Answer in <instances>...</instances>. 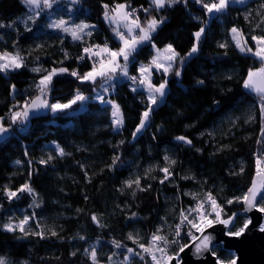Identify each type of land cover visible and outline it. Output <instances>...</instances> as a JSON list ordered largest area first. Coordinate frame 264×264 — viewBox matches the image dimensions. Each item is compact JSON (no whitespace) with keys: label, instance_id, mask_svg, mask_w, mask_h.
Returning <instances> with one entry per match:
<instances>
[{"label":"trees","instance_id":"obj_1","mask_svg":"<svg viewBox=\"0 0 264 264\" xmlns=\"http://www.w3.org/2000/svg\"><path fill=\"white\" fill-rule=\"evenodd\" d=\"M78 4L73 15L65 14L70 22L78 19L94 26L82 41L60 28L47 27L59 6L68 10V1L28 20L32 13L23 0H0V24L4 25L0 53L18 54L24 64L0 72V117L5 118V126L10 124V110H20L25 101L39 95L37 84L53 68L68 72L53 76L46 96L52 104L67 103L78 92L91 98L85 110L75 105L26 125H11L0 143V258L6 264H92L88 252L97 246L98 264H110L108 257L113 253L112 264H120L118 259L128 248L144 256L143 260L136 256L130 264H153L150 255L128 238L130 233L147 244L162 227L161 234L172 240L181 211L195 207L206 193L223 209L222 219L244 209L237 198L247 193L256 174V158L264 156V136L260 98L243 82L249 69L259 68L261 61L235 47L231 29L238 28L250 41L252 36H264V0L230 6L209 22L196 0H180L163 9H156L151 0H78ZM117 4L137 12L135 17L144 26L153 17L164 19L151 33V41L130 58V76L139 77L140 64L151 63L154 48L171 45L179 54L167 74L155 72L153 82L167 81L168 94L135 138L142 113L149 107L139 83L112 84L102 103L95 101V94L103 89L102 79L93 84L71 75L92 69L94 59L84 54L86 47L105 43L112 50L120 47L114 25L104 15V5L110 15ZM201 27L205 33L198 51L188 56L195 43L193 34ZM107 101L119 106L124 117L121 128H115ZM180 136L190 140L192 147L176 143ZM114 157H119L115 164ZM164 167L170 170L167 180L161 171ZM137 179L139 187L128 186ZM25 184L31 193L18 191L9 199V191ZM205 209L211 211L207 202ZM18 215L40 223V232L8 231L4 226ZM247 220L238 217L231 230L243 227ZM185 235L176 238L179 244H189ZM113 241L121 247L116 248ZM178 247L170 245L169 253ZM214 251L225 262L234 257L220 247Z\"/></svg>","mask_w":264,"mask_h":264},{"label":"snow or ice","instance_id":"obj_2","mask_svg":"<svg viewBox=\"0 0 264 264\" xmlns=\"http://www.w3.org/2000/svg\"><path fill=\"white\" fill-rule=\"evenodd\" d=\"M23 2L31 7L39 8L41 2L45 8H52L53 3H59V0H23ZM73 3H76V0H72ZM180 2V0H151L152 5L155 6L156 9H163L165 6L171 7L175 3ZM186 3V0H184ZM196 3L201 4L202 7L206 10V13L211 15L214 13H223L227 10L230 3H245V0H209V2H205V0H196ZM105 7V19L110 20L113 23L123 24V27L127 29V32H122L117 28L115 31V35L121 41L122 46L117 50H112L108 48L107 43L104 44L103 47L100 45H92L86 47L84 49L85 54H90L89 59L96 57L97 59L93 61L92 69L83 75H80L76 71H72L71 75L77 77L82 82H91L93 84L96 83L97 79H102L105 84L109 81H112L116 78V73H119L127 77L129 80L132 81L133 84L137 82L144 86L148 96L147 100L149 102V107L142 113V118L140 120L139 125L135 129L133 133V137L135 138L136 134L141 132L142 129L147 127V122L150 118V113L153 111L151 105L157 104L158 99H162L165 95V89L167 81L160 83L158 86L153 85L149 79L150 67H155L157 70H163L165 74L171 69L172 62L175 58L179 55L171 45H168L164 52L168 53L164 57V60L167 63H162L159 59V54L156 57H153L151 66H141L139 68L140 78L137 81L136 76H129L128 73V64L131 62L130 58L134 56V53L137 51V48L140 44L144 42L151 41V33L155 32L157 27L164 22L163 18L157 19L155 17L151 18L146 26L142 25L139 22L138 17H135L134 10L128 11L126 10L127 6L125 4H117L114 9H112L113 15H109L108 5H104ZM147 11V10H146ZM66 21L63 19L59 21H54L50 23L48 26L53 28H60L64 32H68L71 34L73 40H80L82 39L81 33H84V30L90 26L85 23H80L76 25L74 28H66L64 27ZM4 25L0 24V27ZM138 29V33L135 30ZM233 33V40L236 43V47L242 52L251 53L252 56L258 58L261 61V67L257 69H249L247 73V77L243 82V87L250 92L256 94L260 98V112L262 118V127H261V135L264 136V36H252V40L255 42V50L252 47L247 46V41H244L243 44L241 43L242 34L238 32V30L234 27L231 29ZM205 33V28L201 27L198 31H196L194 35L195 43L193 44L191 51L188 53V56H191L193 53L198 51V45L201 39V36ZM87 35H91V32L86 33ZM240 37V38H238ZM221 48L226 47L225 44L219 45ZM155 47V45H153ZM93 49H96L93 51ZM104 54V55H101ZM84 57H80L83 59ZM122 58L123 63L121 64L120 59ZM183 60V58H182ZM23 59L17 54L12 55L7 52L0 53V72H6L10 70H15L23 67ZM33 71H39V69H33ZM68 72L67 68H53L51 72L44 75L39 83L37 84V89L39 91V95L35 96L34 98L25 101L24 105L17 111L10 110V124L5 126L4 117H0V140L4 139L7 134L11 131V125H26L30 120L32 115H35L40 110H50L53 113L63 112L68 109H71L73 105L77 104V102H86L88 97L84 96L81 93H77L75 97L69 100L67 103H53L49 104L48 100L46 99L47 92L49 87L52 83V78L54 75L58 73ZM176 76H180V72H176ZM202 83V81L200 82ZM13 89L15 86H12ZM104 92L108 91L107 87L101 85ZM133 91H137L136 88H133ZM97 99H99L102 103H104V98L101 94H97ZM107 103L111 104L112 107V116L114 118L113 123L117 127L122 126L123 124V116L120 112V108L117 104L113 101H107ZM179 141H184L186 143H191L190 140H187L186 137L180 136L176 138ZM57 151L60 155H64V151L62 148L57 146ZM51 159V157H49ZM119 157H114L113 164L116 163ZM169 163L174 164V160H169V157L165 156L164 158ZM19 163V161H17ZM41 163H46V161H41ZM162 172L165 173V179L168 178L170 175L168 167H164L161 169ZM256 176L259 179V183L257 180H254L252 186L248 189V192L243 196L237 198L241 200L247 207L246 211L256 208V210L264 213V205H261L257 200V197H260V201H264V156H258L256 158ZM132 183H135L138 187L140 184L139 179L135 181H129L128 186L131 187ZM163 183V180H161ZM143 190V189H141ZM22 191L32 192V189L27 185H23L17 191H9L8 197L9 199L16 197L17 194ZM193 198L196 199V194H193ZM205 202L210 204L211 211H207L205 209ZM229 204L232 203L231 200L228 201ZM37 206H39L37 204ZM223 209L220 205L217 204L216 200L211 194L206 193L204 200H198L197 204L193 208H189L187 210H182L180 213V223L175 226V233L174 238L169 240L167 236L162 235L163 228H157L156 232L151 235V239L147 244H141L138 242V239L134 237L131 233L129 234L128 238L136 243L138 247L141 249L143 253H147L150 255L153 264H172L173 261L177 260L179 253H183L186 248L194 247L195 253L199 255L202 252H209L213 257L216 256V252L211 249L212 245V237L210 235L205 234L206 230L213 227L214 224H222L225 227L232 223L233 217H228L227 219L221 218V213ZM195 213L196 215L189 219V216ZM214 213V215H213ZM29 217H25L20 223V231H24L23 225L28 223ZM93 221H96L97 218L93 216ZM251 221L245 222L243 227L239 228L238 230L229 231L227 233L228 236L231 237H239L241 236L244 231L248 228V225ZM189 225V230L187 231V236L189 237L191 243L190 244H179L178 237L181 236L182 225L184 224ZM8 231H13V227L11 224L4 226ZM194 230V232H193ZM260 231L264 232V226H261ZM195 233H199L196 235ZM37 235H42L41 233H37ZM52 235H56L55 232ZM84 239V237H81ZM113 244L116 248H120L121 245L118 242L113 241ZM178 244L179 247L176 251L169 253L168 248L170 245ZM87 252L88 250L85 249ZM127 253L130 255H124L123 257V264H128L130 261L131 256H140V259L143 260L144 256L141 255L140 252H136L132 248L127 249ZM159 253V255H157ZM116 253H113L108 257L110 264H112V258L115 256ZM89 256L92 260V264H98L97 261V249L92 248L89 253ZM0 264H6V261L3 258H0ZM216 264H237V260L235 257L230 258L227 262L217 259Z\"/></svg>","mask_w":264,"mask_h":264},{"label":"water","instance_id":"obj_3","mask_svg":"<svg viewBox=\"0 0 264 264\" xmlns=\"http://www.w3.org/2000/svg\"><path fill=\"white\" fill-rule=\"evenodd\" d=\"M48 103L50 105L52 104L49 100ZM51 113L50 110H40L35 115H32L29 121H33L36 118H45V116ZM3 140H0V143ZM176 143L192 147V142L189 144L177 140ZM254 180H257V183H259L256 174L253 177L250 187ZM257 200L259 203L262 202L259 196ZM246 207L243 203L244 209L233 214L232 223L227 227L217 223L207 229L205 234L212 237V250L220 247L221 250L232 253L237 260V264H264V232L260 231L261 226H264V213L256 210V208L246 211ZM240 216H245L249 219L248 221H251L248 228L239 237L228 236L227 233L232 231L231 229ZM179 254L177 260L173 261L172 264H216V260L218 259L217 255L215 257L212 256L211 251L202 252L197 255L194 247L186 248L183 253Z\"/></svg>","mask_w":264,"mask_h":264},{"label":"rangeland","instance_id":"obj_4","mask_svg":"<svg viewBox=\"0 0 264 264\" xmlns=\"http://www.w3.org/2000/svg\"><path fill=\"white\" fill-rule=\"evenodd\" d=\"M60 1H62V0H59V2ZM66 1H68L71 5L70 6H68V10L67 11H63L62 10V8H64V7H61V6H59L58 7V9H57V11H55L54 12V15L52 16V18L50 19V21L47 23V27L49 28V29H52L53 27H49L48 25L50 24V23H52V22H54V21H59V20H61V19H63L64 21H66V23H65V25H64V27H66V28H70V29H72V28H74L76 25H78V24H80V23H85V24H88V23H86L85 21H77L78 19H75L73 22H70L69 21V17L65 14V13H67V14H69V13H72V15H73V12L75 11V10H77V9H79V4H78V0H76V3H73L72 2V0H66ZM250 0H245V3H247V2H249ZM245 3H243V4H239V3H230L229 4V7L230 6H242V5H245ZM58 3H53V6H56ZM228 7V8H229ZM227 8V9H228ZM50 9L51 8H45L44 6H43V3L41 2V4H40V7L39 8H36V7H31V6H28V11L29 12H31L32 13V15H30V18L28 19V20H30V19H32L33 17H40L42 14H43V12H45V11H50ZM62 10V11H61ZM126 10H128V9H126ZM129 11V10H128ZM135 12V11H134ZM215 14H218V13H214V14H211V15H209L208 14V16H209V19H208V22L211 20V18H213V15H215ZM111 15H113V13L112 14H110V16ZM137 15V12H135V16ZM27 19L25 20V22L26 21H28ZM109 22H111L110 20H108ZM139 22H140V20H139ZM111 23H113V22H111ZM141 23V22H140ZM89 25V24H88ZM113 25H114V28H115V31L117 30V28H119V30L120 31H122V32H127V29L126 28H124L123 27V24L121 23V24H117V23H113ZM236 28V27H235ZM53 29H55V28H53ZM91 29H92V27H89V28H87V29H85L84 30V33H81L80 35L82 36V39H80L79 41H82V40H85V38L86 37H88L89 35H87L86 33H88V32H91ZM237 30H238V32L239 33H241L242 34V32L238 29V28H236ZM138 29H136L135 30V32H137L138 33ZM231 36H232V41H233V44L235 45V47H236V43H235V41L233 40V33L231 32ZM202 37H203V35L201 36V39H202ZM238 38H240V37H238ZM117 39H118V37H117ZM200 39V40H201ZM119 40V39H118ZM120 41V40H119ZM244 41H247V46L248 47H252L254 50H255V47H256V45H255V42L251 39V41L248 39V38H246V36H244L243 34H242V39H241V43L243 44V42ZM121 42V41H120ZM143 44V43H142ZM142 44H140L139 46H138V48H137V50H139V48H140V46L142 45ZM122 46V43H121V45H120V47ZM119 47V48H120ZM118 48V49H119ZM166 48V47H165ZM165 48H162L161 50L160 49H157V48H154V51H155V54H154V56L153 57H156V56H158V54H159V59H160V61L162 62V63H167V61L166 60H164V57L166 56V55H168V53H165L164 52V49ZM137 52V51H136ZM244 54H249V55H251V53H247V52H244ZM101 55H104V54H101ZM193 55V54H192ZM252 56V55H251ZM254 57V56H253ZM177 58V57H176ZM175 58V59H176ZM93 59L94 60H96L97 58L96 57H93ZM153 59V58H152ZM152 59H151V62H152ZM258 59V58H257ZM93 60V61H94ZM120 62H121V64L123 63V60H122V58L120 59ZM175 62V60L172 62V64ZM132 64V62H130L129 64H128V73H129V70H130V65ZM141 66H151V63H149V64H146V63H142V64H140V67ZM259 67H261V65L259 66ZM163 70L161 69V70H157L155 67H150V73L148 74L149 75V79H150V81H151V83L153 84V85H156V86H158L159 84H156V83H154L153 82V78H154V74H155V72H158V73H161ZM129 76H130V73H129ZM131 76H133V75H131ZM137 77V76H136ZM139 78H140V73H139V77H137V79L139 80ZM99 79V78H98ZM97 79V80H98ZM127 80H129L127 77H124V76H122L120 73H119V71L116 73V78L114 79V80H112V81H109L107 84H105L104 82H103V85H104V87H107L108 88V90L111 88V86H112V84H119V82H123V81H127ZM162 82H165V81H162ZM141 87L144 89V91H145V94H146V99H147V96H148V93H147V91H146V89H145V87L144 86H142L141 85ZM249 91V90H248ZM165 92H166V95L168 94L167 92H168V85L166 84V89H165ZM101 94L102 96H103V98H105V95H107V94H109V92L107 91V92H104L103 91V89L102 90H100V91H98L96 94H95V101H97V102H99L100 100L99 99H97V94ZM82 94V93H81ZM166 95L162 98V99H158V101H157V104H155V105H151V108L153 109L154 107H157L158 105H161V104H163V102H164V100H165V98H166ZM85 96V95H84ZM87 97V96H86ZM91 100V98L90 97H88V100L86 101V102H77V104H75V105H78V108H79V110H85L86 108V105L88 104V102ZM260 100V99H259ZM105 101V100H104ZM101 102V101H100ZM149 103V102H148ZM75 105H73V106H75ZM72 106V107H73ZM109 106H111V104H109ZM111 109H112V107H111ZM112 113V112H111ZM52 114H56V113H53L52 112ZM122 114V113H121ZM151 116V115H150ZM113 117V116H112ZM113 120H114V118H113ZM123 122H124V117H123ZM148 123H149V121L147 122V125H148ZM114 124V123H113ZM123 125V124H122ZM115 126V128H121V126L120 127H117L116 125H114ZM145 129V128H144ZM144 129H142L141 130V132H143V130ZM141 132H139L138 134H140ZM169 172H170V170H169ZM163 175H164V177H165V173L163 172ZM170 176L171 175H169L168 176V178H170ZM163 177V178H164ZM165 179V178H164ZM165 180H167V179H165ZM262 205V204H261ZM25 217H22V216H17L16 217V219L17 220H12L9 224H11L12 225V227H13V229H14V231H18V230H20V223H21V221L24 219ZM247 219V218H246ZM249 220V219H248ZM247 220V221H248ZM41 224L39 223L38 224V222H33V221H31V219L29 218L28 219V223L27 224H24L23 225V228H24V233H26V234H29L30 232H40V229H42L41 228ZM94 248H96L97 249V260L98 259H100L99 257L101 256V253H100V251L98 250L99 249V247H97V246H94ZM215 250V249H214ZM99 251V252H98ZM88 253H90V251L88 252ZM124 255H130V254H128L127 252H122L121 253V255H120V257H119V259L118 260H120V264H123V257H124ZM233 255V254H232ZM135 258H136V256H131V258H130V261L128 262V264H130V263H133L134 262V260H135ZM219 259V258H218ZM220 260V259H219Z\"/></svg>","mask_w":264,"mask_h":264},{"label":"built area","instance_id":"obj_5","mask_svg":"<svg viewBox=\"0 0 264 264\" xmlns=\"http://www.w3.org/2000/svg\"><path fill=\"white\" fill-rule=\"evenodd\" d=\"M104 46V45H103ZM103 46H101V47H103ZM96 49H93V51H95ZM85 54V53H84ZM87 56H89L90 54H86ZM137 81H138V79H137ZM131 83H132V81H131ZM133 84V83H132ZM138 84V82L136 83V85ZM194 215H196L195 213H193ZM189 225H187L186 223L184 224V225H182V230H181V236L180 237H178L179 239L180 238H182V237H184V236H186L185 235V233H187V231L189 230ZM193 232H194V230H193ZM196 235H199V233H195ZM191 243V241L189 242V244ZM157 255H159V253H157ZM180 255V254H179ZM152 263H153V261H152Z\"/></svg>","mask_w":264,"mask_h":264},{"label":"bare ground","instance_id":"obj_6","mask_svg":"<svg viewBox=\"0 0 264 264\" xmlns=\"http://www.w3.org/2000/svg\"><path fill=\"white\" fill-rule=\"evenodd\" d=\"M107 46H108V48H110V49H111L110 45H108V44H107ZM133 76H134V75H133Z\"/></svg>","mask_w":264,"mask_h":264}]
</instances>
